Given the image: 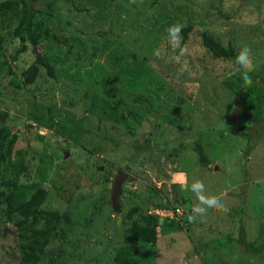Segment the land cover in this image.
<instances>
[{
    "label": "rangeland",
    "instance_id": "obj_1",
    "mask_svg": "<svg viewBox=\"0 0 264 264\" xmlns=\"http://www.w3.org/2000/svg\"><path fill=\"white\" fill-rule=\"evenodd\" d=\"M32 2L40 10L35 49L53 75L37 65L29 86L9 84L35 57L25 34L8 38L19 19L1 22L0 53L12 73L0 70V114L18 136L16 147L28 145L41 160L29 163V194L42 190V208L69 218L41 264L48 257L52 264H114L127 212L135 209V219L167 206L189 209L171 222L154 215V244L127 264H264V254L250 257L227 239L242 226L251 241L264 225V139L255 137L244 154L237 128L245 113L264 118V87L238 85L233 62L212 57L200 42L206 33L236 55L249 47L255 70L264 67V0H56L51 16L42 13L43 0ZM175 23L190 26L183 54L168 42ZM133 41L152 59L144 61ZM192 139L208 166L198 163ZM193 178L227 210L189 222L197 201L183 185ZM17 243L0 209V264L18 262Z\"/></svg>",
    "mask_w": 264,
    "mask_h": 264
},
{
    "label": "trees",
    "instance_id": "obj_2",
    "mask_svg": "<svg viewBox=\"0 0 264 264\" xmlns=\"http://www.w3.org/2000/svg\"><path fill=\"white\" fill-rule=\"evenodd\" d=\"M55 1L43 0L42 13L48 16L53 15L52 7ZM13 11L16 14H13ZM39 12L40 10L34 7L32 0H18L16 4L10 3L9 1L0 3V23L11 22L14 17L19 19L16 27L8 34V38L11 39L12 37L25 34L30 43L31 52L35 57V64L24 70L20 74L19 80H17L15 74H11L12 72L9 66H5L7 64L4 60L6 59L5 55L0 53L2 59L0 70L7 69V72L11 74L9 84L15 85V87L20 89L33 83L38 71L37 65L45 69L47 76L52 77L53 75L51 64L35 49L38 38L34 35L32 28L33 19ZM189 31L190 26H184L181 33L182 45L185 43ZM1 37L0 35V45L3 41ZM200 42L212 57L231 60L233 62V70L230 77L238 85H242L239 74H233L234 68L238 66L234 64L236 53L232 47L222 46L206 33L201 34ZM133 45L137 51L136 53L140 54L144 61L152 59L136 41H133ZM132 56H135V52L132 53ZM168 66L173 68L174 65L169 64ZM172 70L175 71L174 69ZM159 73L163 74L160 70ZM250 75L253 83L260 84L264 87V67L254 70ZM243 116L247 119V122H242L243 125L237 126V128L246 138L244 154H247L252 147V141L255 137L264 139V118L257 117L254 111L245 113ZM248 121L253 122L255 125L254 135L252 136L248 131L253 127H251L250 123L248 124ZM94 133L98 135L96 131ZM17 141V134L11 132L4 122L0 123V209L5 220L11 222L16 233L18 240V262L16 264H41L44 259V249L54 237L56 229L62 223L68 222L69 218L67 213H59L56 210L42 208L46 200L45 193L42 190L37 189L34 193L29 194L30 183L27 177L33 171L29 163L33 160L41 163V160L36 150L30 149L28 145L23 148H17ZM193 144L198 163L203 167L208 166L209 162L202 152L199 140H193ZM34 176L38 179L42 177V173L37 170ZM168 207L162 208L167 209ZM133 212H135V209H130L125 216L127 226L123 233V242L114 248L111 257L112 263L114 264H127L137 254L142 252L144 246L153 245L156 240V221L159 218L154 215H138L135 219H131ZM171 221H174V219H169V222ZM227 239L238 246L239 252L241 251V253L250 257L264 254V225L258 226L257 235L251 241L246 240L245 231L242 226L238 227L234 239L230 238V236ZM47 261L45 264H52V257H48Z\"/></svg>",
    "mask_w": 264,
    "mask_h": 264
},
{
    "label": "clouds",
    "instance_id": "obj_3",
    "mask_svg": "<svg viewBox=\"0 0 264 264\" xmlns=\"http://www.w3.org/2000/svg\"><path fill=\"white\" fill-rule=\"evenodd\" d=\"M132 2L134 3L135 0H132ZM183 28V24L175 23L166 29L169 44L173 48L180 49L181 54H183L181 36ZM178 58L179 57H177V59ZM234 64L238 67L234 68L233 74H239L243 87H251L253 80L250 73L255 70L252 49L246 46L242 47L235 57ZM180 175L186 177V174L184 173H180ZM183 187L184 190L190 191L195 196L197 201V203H195L191 208V214L187 217L189 222H194L198 216H206L210 210H227L220 197L207 194V189L202 180L193 178L190 185L185 180Z\"/></svg>",
    "mask_w": 264,
    "mask_h": 264
},
{
    "label": "built area",
    "instance_id": "obj_4",
    "mask_svg": "<svg viewBox=\"0 0 264 264\" xmlns=\"http://www.w3.org/2000/svg\"><path fill=\"white\" fill-rule=\"evenodd\" d=\"M183 206L187 207V205H185V204H183ZM188 209H189V207H187V209L185 208V210H184L181 206H175L173 208L169 206L167 209H164V208L160 209L159 211L155 212L154 215L159 216L158 214H160L161 216H169L168 219H171L174 216H176L177 214H181V212L179 213L180 210L186 211Z\"/></svg>",
    "mask_w": 264,
    "mask_h": 264
},
{
    "label": "water",
    "instance_id": "obj_5",
    "mask_svg": "<svg viewBox=\"0 0 264 264\" xmlns=\"http://www.w3.org/2000/svg\"><path fill=\"white\" fill-rule=\"evenodd\" d=\"M4 122V117L0 114V123ZM134 179L132 177H127V181H133Z\"/></svg>",
    "mask_w": 264,
    "mask_h": 264
}]
</instances>
